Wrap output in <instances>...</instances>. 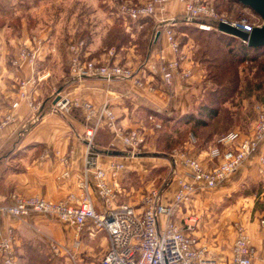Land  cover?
Segmentation results:
<instances>
[{
	"label": "crops",
	"instance_id": "0c3cea01",
	"mask_svg": "<svg viewBox=\"0 0 264 264\" xmlns=\"http://www.w3.org/2000/svg\"><path fill=\"white\" fill-rule=\"evenodd\" d=\"M39 2L40 0H0V120L6 113H13V119L0 129V201L10 202L13 194L41 195L58 200L70 192H79L78 183L87 155L84 131L88 123L83 109L70 107L68 110H53V95L57 86L62 94L71 98H87L96 106L108 102L116 113L119 124L123 128H134L141 127L147 116L152 115L150 113L164 119L165 116L178 117L192 110V106L202 98L207 85L204 67L196 58L194 45L191 44L192 37H186L180 26L186 25L182 22L184 17L178 19L179 15L184 14L181 1L172 0L166 4L163 15L177 17L170 26H166L167 21L163 22V15L159 14L144 20H126L118 18L114 12H96V15L103 14L104 19H101V28L96 25V30L90 31L86 44L87 54L99 60L113 59L129 65L136 76L113 80L99 76H86L81 80L71 77L70 72L63 68L68 60L67 51H59L57 48L52 26H39L42 24L38 22ZM96 9L100 7L97 6ZM101 20L98 19V22ZM165 26L171 28L175 38L177 34L182 36L179 52L174 51L164 30ZM118 27L123 31L126 42L123 39L117 42ZM108 28L113 31H110L108 42L111 41L106 46L104 35ZM157 30H160L159 36H156ZM138 37L140 40H137ZM144 41H148L145 52L141 45V50L139 48V44ZM22 47L36 49L34 62L20 55ZM175 58L179 59V70L189 69L191 73L188 77H182L180 72L175 71L172 82L167 83L163 79L160 64ZM23 79H29L24 95L20 88ZM14 101H18L16 107L12 105ZM32 103L39 105L38 119H34L36 111L32 108ZM104 127H100L94 135L97 160L103 167H108L113 160L124 162L125 168L118 175L122 191L117 201L139 204L140 199L136 195L127 197L129 192L123 185L125 171L129 169L141 172L138 165L143 162L151 164L150 169L161 163L150 161L149 158L156 157L147 154H126L128 148L119 142L110 129ZM144 127L148 134L154 131L149 126ZM114 146H118L123 154L115 155L106 151ZM263 146L264 143L251 156L258 150L261 151ZM209 150L201 149L199 156H196L202 158L204 163L212 164L213 160L208 156ZM253 169L251 173L259 175L254 167ZM173 192L174 188H169L167 196H173ZM94 197L97 208L103 209L98 195L94 193ZM200 197L196 196L193 202ZM9 226L14 228L20 264L23 249H34L27 244L28 241L39 244L45 241L46 244L47 240L53 238L73 246L78 239L77 246L73 247L77 248L81 245L82 235L88 233L83 230L77 234L72 225L64 223L54 214L42 212H32L21 218L0 214V234L5 233ZM247 228L251 241L256 246L252 264H264V227L260 221H254L248 223ZM107 245L106 234L105 249ZM228 253L225 264L229 262L231 249Z\"/></svg>",
	"mask_w": 264,
	"mask_h": 264
},
{
	"label": "built area",
	"instance_id": "2783aa9c",
	"mask_svg": "<svg viewBox=\"0 0 264 264\" xmlns=\"http://www.w3.org/2000/svg\"><path fill=\"white\" fill-rule=\"evenodd\" d=\"M172 0H147L140 5H132L118 1L116 13L124 19L140 20L154 17ZM184 4V19L195 20L203 29L219 30V22H228L245 31H251L261 21H250L246 17L230 20L219 17L213 5L206 0H179ZM166 26L177 20L176 16L161 17ZM165 29L168 39L174 49L179 52V42L174 37L171 28ZM156 32V30H155ZM82 40L80 45L73 46L70 55V75L75 80L86 76H99L108 80L136 77L133 68L115 60L96 61L93 58L82 59ZM20 55L31 62L36 59V49L22 47ZM17 62V59H14ZM178 58L162 61L160 70L163 79L171 83L174 72H180L182 77H188L189 69L179 70ZM138 83L141 81L136 78ZM29 79L20 83L21 94H25V86ZM57 93L53 96V110H68L70 107L83 109L88 123L84 131L87 143L85 167L79 180V192H70L58 200L48 199L41 195L13 194L10 202L0 201V214L14 217H24L32 212L54 214L64 223L72 225L76 233L87 230L90 236L98 231H105L108 245L101 257V264H220L218 260L206 254V247L199 244L195 235L198 226L197 215L186 211L184 207L199 195L209 191L230 177L245 161L264 143V103L257 102L255 109L257 118L253 128L247 134L234 131L221 139V146L211 147L208 156L212 164L204 163L198 156L178 150L171 167L172 178L149 189L140 198L139 204L118 202L122 191L118 175L125 168L124 162L110 161L108 167H103L97 160L94 148V135L100 127L110 129L119 142L128 148L131 156L141 155L146 147L147 131L138 127L123 128L117 115L108 102L100 106L87 98ZM58 98L56 99V97ZM18 101L13 102L16 107ZM34 119L40 117L39 105L32 103ZM13 119L9 112L0 120V129ZM118 149L114 146L109 150ZM108 152V151H107ZM260 171H264V153L258 158ZM67 173V172H66ZM173 187V196H167L166 191ZM94 193L103 203V209H98ZM264 227V216L260 218ZM49 249L55 254H65L74 257V246H68L50 238ZM256 246L252 243L248 228L244 224L237 226L236 236L231 247V257L228 264H252ZM0 264H20L15 247V232L9 226L5 233L0 234Z\"/></svg>",
	"mask_w": 264,
	"mask_h": 264
},
{
	"label": "rangeland",
	"instance_id": "374dc122",
	"mask_svg": "<svg viewBox=\"0 0 264 264\" xmlns=\"http://www.w3.org/2000/svg\"><path fill=\"white\" fill-rule=\"evenodd\" d=\"M118 1L140 5L147 0H40L37 14L38 22L42 24L39 26H52V34L54 35L57 48L59 51H67L68 60L67 64H63V68H66L68 72H70L71 68L70 55L72 45L78 46L82 40L84 41L81 52L83 60L93 58L96 61H104L87 54L86 44L90 31L92 29L96 30V25H100L99 28H101V19H104L103 14L96 15V12L100 13L103 10L101 13H116ZM207 1L213 5L219 17H225L230 20L246 17L254 22L262 20L260 15L252 8L234 0ZM97 6L100 7L99 11L96 9ZM160 13L158 11L160 16L163 15V13ZM117 17L119 18L120 16L117 15ZM182 17L184 16L179 15L178 19L181 20ZM98 19L101 21L98 22ZM183 25L180 26L183 27ZM186 25L188 26H184L185 29H182L186 31H184L186 37L188 35L192 37L193 43L191 42V44L194 45L195 52L201 53L204 73L207 74V79H209L207 86L213 87L214 90L216 89L215 93L219 94L220 98H216L208 90L206 93L203 91L202 98L191 109L196 114L207 119L208 124L194 126V129H192L191 124L185 125L181 123V125H184L180 126L179 131H172L173 119L164 121L155 115L147 116L145 123L139 128L146 130L144 126H149L154 131L147 133V145L141 155L154 156L156 158L151 157L149 158L150 161L153 160L161 164L150 169L151 164L143 162V164L138 165L141 172L126 170L123 185L125 190L126 188L128 189L129 195L127 197L136 195L140 199L149 189L160 185L165 180L171 179V165L174 158H177L176 152L178 150H183L196 156L201 149L208 151L211 147L221 144V139L234 131H239L241 134L249 133L257 118L255 104L257 102L264 103V70L259 65L264 57L261 56L257 61L247 60L240 64L226 60L221 65V60L223 61L224 57L228 58V54L231 56L230 50L226 47L227 44L224 41L218 42L220 39L217 36L215 37L213 33H209L208 30L203 31L195 28L196 22ZM103 28L104 25L102 26ZM110 31L112 32L113 29L108 28L104 35V44L106 46L111 41L108 42ZM122 34L123 31L118 27L117 42H121L122 39L126 42ZM139 37L137 40H140ZM176 40L180 46L183 38L180 34H177ZM219 43H222V46ZM113 44H115L114 40ZM140 45L143 48V52H145L148 41L139 44L141 50ZM206 65H208V68H206ZM56 90L59 93L61 89L57 86ZM202 103L216 107L218 114L213 118L207 117L206 110L202 108ZM191 129L194 133L192 135L189 134L192 132ZM109 136H106L107 140ZM260 153H264V146L261 151L258 150L254 156L247 159L237 169L238 171L236 170V173L190 204V212L195 213L198 218L195 235L199 244L205 246L206 254L216 258L220 264H225L224 262L229 257L228 252L235 239L237 226L239 224L247 226L248 223L254 221L259 222L264 214L262 212L264 209V171L259 169L258 157ZM199 159L202 160V158ZM253 167L259 175L251 173V169L254 171ZM145 171L147 172L144 173ZM81 239V245L73 250V258L65 254L53 253L49 249L48 240L46 244L43 240L40 244L39 242L30 243L28 241L27 244H30L32 248H36L37 251L42 249L48 255L50 252L52 259L50 260V257L46 256V259H48L47 263L34 260L36 249L34 251L23 249L21 263L101 264L100 260L106 246V233L100 231L94 237H91L85 232ZM67 243L70 242L68 241ZM70 245L68 244V246ZM30 257L32 258L30 259Z\"/></svg>",
	"mask_w": 264,
	"mask_h": 264
},
{
	"label": "trees",
	"instance_id": "16d2710c",
	"mask_svg": "<svg viewBox=\"0 0 264 264\" xmlns=\"http://www.w3.org/2000/svg\"><path fill=\"white\" fill-rule=\"evenodd\" d=\"M234 1L239 2L237 0H234ZM239 3H241V2H239ZM140 20H144V18L143 19H140ZM182 20H183L182 22L185 23V24L195 23V20H185V19H182ZM184 26H188V25H183V27H181V28L185 29ZM194 27L195 28H198L200 30H203V31L204 30H208V29L200 28V27H198V25H195ZM208 31H209V33H213L215 37L217 36L220 39L218 42L224 41L227 44L226 47H228V50H230L231 56L228 54V56H229L228 58L224 57L223 61L221 60V65H222V62H224L226 60L227 61H230V62H235V63L240 64V63H242L244 61H247V60L257 61V60L260 59L261 56L264 57V45L250 46V45L247 44V42H245L244 40H242L238 36H235V35H232V34H228V33H225V32L219 31V30H216V29H209ZM219 44H221V46H222V43H219ZM203 52H204V50H203ZM196 58L199 59L200 62H202V60H201V53L196 52ZM259 65H260L261 69L264 70V59L262 61H260ZM206 68H208V65H206ZM205 80H206V82H208V80H209V79H207V74H205ZM207 87H205V90H204L205 93L208 90V91L211 92L212 95L214 94V96L216 98H220V95L215 93L216 92L215 91L216 89L214 90V88L213 87L211 88V86H209L208 88ZM202 104H203L202 108L206 110V116L207 117H212L213 118V117H215L218 114V109L216 107H213L211 105H208L207 103H202ZM152 112H154V111H152ZM150 114L153 115V113H150ZM165 117H163L164 118L163 119L164 121L165 120H171V119L174 120V122L172 123V126H171L172 131H179L180 130V126H182L184 124L185 125L191 124L192 129H194V126L208 124L207 121H206L207 119L203 118L201 115L196 114L193 110H189V111L181 114L178 117H172V116H170V117L165 116ZM181 123H184V124L181 125ZM192 129H191L192 132L189 133L191 135L194 134ZM218 145L221 146V144H218ZM106 151H110V150H106ZM207 192L208 191L200 192L199 195L200 196L201 195H205ZM193 200L187 205V207H184V209L186 211H189L190 212L189 208H190V204L193 202ZM35 249L36 248H34L33 251ZM45 252L42 249H39L38 251L36 249V253H35L34 260H39V261H43L44 263H47L48 262V259H46V256H48V258L50 257L49 259L51 260L52 259V254L49 252V255H50L49 256L48 253H46L47 254L46 255ZM17 254H18V252H17ZM18 256H19V254H18ZM31 258L32 257H30V259ZM19 260H20V257H19ZM100 262H101V260H100ZM34 264H36V263H34Z\"/></svg>",
	"mask_w": 264,
	"mask_h": 264
},
{
	"label": "water",
	"instance_id": "95a60500",
	"mask_svg": "<svg viewBox=\"0 0 264 264\" xmlns=\"http://www.w3.org/2000/svg\"><path fill=\"white\" fill-rule=\"evenodd\" d=\"M242 4L249 6L255 12H257L263 19L262 24L259 26H254L251 31H245L236 26L231 25L228 22H219L218 27L222 32L232 34L240 37L242 40L247 42L250 46L264 45V0H237ZM160 30H157L156 36H159ZM58 96L56 97V99ZM108 153L121 155L123 154L121 150L114 149L108 151Z\"/></svg>",
	"mask_w": 264,
	"mask_h": 264
}]
</instances>
